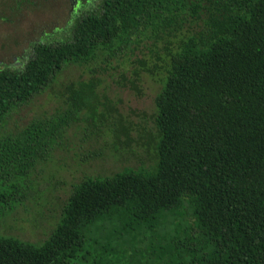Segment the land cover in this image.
Listing matches in <instances>:
<instances>
[{"label": "trees", "instance_id": "trees-1", "mask_svg": "<svg viewBox=\"0 0 264 264\" xmlns=\"http://www.w3.org/2000/svg\"><path fill=\"white\" fill-rule=\"evenodd\" d=\"M93 2H74L68 39L0 68V217L74 125L108 122L99 61L159 85L151 162L82 179L46 240L0 235V264H264V0ZM71 67L92 77L67 85L65 111L8 128Z\"/></svg>", "mask_w": 264, "mask_h": 264}, {"label": "rangeland", "instance_id": "rangeland-1", "mask_svg": "<svg viewBox=\"0 0 264 264\" xmlns=\"http://www.w3.org/2000/svg\"><path fill=\"white\" fill-rule=\"evenodd\" d=\"M75 1L0 0V68H21L28 58L29 46L34 43L68 39ZM77 1L79 10L86 7L88 11L98 5L95 0ZM135 56L141 55L136 52ZM128 65L115 60L94 65L95 78L100 81L98 112L109 115L108 122L99 124L97 131L90 121L81 120L69 130L50 162L35 174L33 196L23 206H13L11 212L0 217V235L41 243L55 228L75 184L86 177L110 176L125 167L150 164L151 135H155L154 98L159 85L146 75L131 79L125 71ZM123 75L133 84L123 80ZM89 77L92 75L86 68L71 67L43 96L15 114L8 128L15 130L33 118L65 111L67 85ZM120 126L129 132L120 133ZM115 128L120 143L112 136Z\"/></svg>", "mask_w": 264, "mask_h": 264}]
</instances>
